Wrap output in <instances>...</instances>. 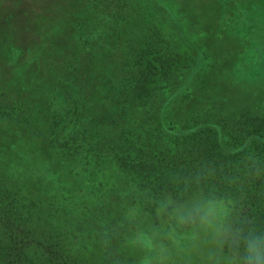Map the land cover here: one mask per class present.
Here are the masks:
<instances>
[{
	"label": "trees",
	"instance_id": "1",
	"mask_svg": "<svg viewBox=\"0 0 264 264\" xmlns=\"http://www.w3.org/2000/svg\"><path fill=\"white\" fill-rule=\"evenodd\" d=\"M8 1L0 0V41L15 23L5 22ZM79 1L73 25L80 42L63 53L54 74L39 72L24 84L34 104L14 117V127L0 130V264H141L144 251L130 243L137 227H167V214L196 196L231 201L233 226L264 235V0H216L220 22L212 23L211 38L244 31L253 40V28L261 35L234 61L239 70L227 74L218 66L233 59L220 62L204 37L189 32L203 29L198 19L210 16L215 0ZM233 1L237 12L228 9ZM24 3L47 22L45 8L53 14L60 7L52 0ZM23 29L24 22L16 34ZM97 49L110 53L109 64L92 59L83 66L82 55L97 56ZM39 105L53 108L49 128L38 129L45 117ZM24 144L35 154L45 147L50 160L65 163V180L54 182L57 200L46 202L4 176L14 162L10 152ZM169 199L173 204L158 216ZM199 246L206 247L203 256L172 249L167 264H239L227 244Z\"/></svg>",
	"mask_w": 264,
	"mask_h": 264
},
{
	"label": "rangeland",
	"instance_id": "2",
	"mask_svg": "<svg viewBox=\"0 0 264 264\" xmlns=\"http://www.w3.org/2000/svg\"><path fill=\"white\" fill-rule=\"evenodd\" d=\"M13 1L5 3L9 6H13L11 8L12 10L10 8L7 10L5 15L7 20L5 22H15L16 25L15 23L13 26L10 24L12 29L9 32L7 31L9 35H7V37H3L0 41V81L4 82L6 79H9L7 83H0V130L4 127H14V117H19V115L21 116L22 114L25 116V110L28 107L27 103L34 101L32 98L33 94H31V92H29V94L24 92V84H29V82L32 81V79L35 78L39 72L47 76L54 74L58 68L63 65V53L66 52V50L69 51L74 48V45H76L77 42H80L77 31L73 25L77 20L75 10L79 8V6L76 5L77 0H52L55 6L60 5V7L56 8L53 11V14L51 13L52 9L49 10L48 7L45 8L50 12L48 22L47 19H44V17L39 14L37 9H33L31 11V9L25 5L26 3H24V0ZM28 1L29 3L31 2V0ZM78 2L80 3L79 0ZM217 2L218 1L215 0L213 1V4L211 3V10H209L210 16L202 15L204 18L198 19L199 25H204L203 29H191L189 32L191 34L199 33L201 37H204L202 44L212 50L213 55L218 57L220 62L227 61L226 59L228 57V60H230V58L233 59V62L229 61V64H219L218 66L217 72L227 74V70L230 67L233 71L238 69V67H235L234 61H238L245 56L246 48L247 50H252V42L260 40L259 38L261 35L258 33L260 35L258 36V29L256 30L253 28L251 30V34H256V37L253 40L250 38L251 36L244 31L232 32L230 36L223 39L224 41H218L216 38H211L210 32L212 31V25L214 24L217 26L220 22L218 12L215 13L216 7L220 3ZM248 4L250 5V3ZM228 9L231 12H234L235 10L237 12L238 6L236 2H231ZM2 16L3 15H1V17ZM198 20L196 22H192V24L197 23ZM233 21L234 19L231 18L230 22L232 23ZM23 22V31H21L20 34H16V30L22 26ZM91 24V21L88 22L89 26H91ZM101 28L105 27L101 25ZM36 36H39L48 42H41V40L35 38ZM47 36L55 41L54 47H51V40L46 38ZM261 37V42H264V36ZM209 40H211V42H209ZM95 42H107V40L98 38L97 40L95 39ZM244 42H247L248 44H244ZM96 45H99V43H96ZM244 46L247 47L244 48ZM103 52L104 51L102 49H97V56L87 52L86 54L82 53L83 55L80 54L84 59H82L84 61L83 66H89L92 59L94 61L95 59L101 61L103 60L102 63L104 62L105 64H109L108 57L110 53L108 55H102ZM261 52L264 54V51ZM69 53H73V51H69ZM248 55L253 58H257V54L255 52H248ZM70 60L73 61L72 64H74L73 57H71ZM243 62L246 67H249L247 59L243 60ZM84 69L88 70L89 68L83 67L82 70ZM92 71L94 73V68ZM103 73L105 74L104 71ZM12 74L14 75L13 78H11ZM211 82H213V84L218 83L216 73L214 74ZM243 82L244 78L241 77V79L237 81V85L240 86ZM262 85L264 87V81L262 82ZM237 88L238 91L241 90V88ZM253 89H258V84L256 85L254 83L251 87V91ZM44 108L45 107L40 105L35 108L38 111V114L42 113L44 115L45 113V117L43 119H38L40 123L38 125V129L40 130L41 127L49 128L52 121H54V118H51L52 113L54 112L53 108L49 106V108L45 111ZM6 114L13 116V119L7 117ZM24 145H26L25 150L18 146L12 150L13 153L10 152L14 155V162H12V165L9 167V175L4 174V176L8 179L11 186L16 185L24 189H31L46 202H50L55 199L57 200V198L54 197L56 195V190L54 188L56 185L54 182L65 180V163L62 162L60 156L59 158H55L54 161L50 160L48 154L46 155L47 149H45V147L42 148V151L35 154L34 152L29 151L30 148L27 147V144ZM4 155L5 154L0 150V161ZM17 162H19V164L15 165ZM40 164L43 166L40 167ZM40 189H42V193H40ZM3 226L5 227L4 224L2 225L0 223V238L2 237L1 233L4 228ZM148 227L149 226H145L144 228ZM205 250L206 247L199 246L193 250L192 254L197 255L200 253L201 256H203Z\"/></svg>",
	"mask_w": 264,
	"mask_h": 264
},
{
	"label": "clouds",
	"instance_id": "3",
	"mask_svg": "<svg viewBox=\"0 0 264 264\" xmlns=\"http://www.w3.org/2000/svg\"><path fill=\"white\" fill-rule=\"evenodd\" d=\"M169 204H173L171 199L161 203L157 215H163ZM230 205L231 201L215 195L208 199L190 198L167 214V227H137L130 243L144 251L141 264H167L172 249L187 252L198 248L201 242L221 249L227 244L236 253L239 264H264V235H255L253 229L245 235L243 227H234ZM136 215L135 211L129 215L130 222L136 220Z\"/></svg>",
	"mask_w": 264,
	"mask_h": 264
}]
</instances>
